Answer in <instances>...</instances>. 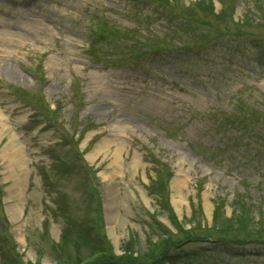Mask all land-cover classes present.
<instances>
[{
  "label": "rangeland",
  "instance_id": "obj_1",
  "mask_svg": "<svg viewBox=\"0 0 264 264\" xmlns=\"http://www.w3.org/2000/svg\"><path fill=\"white\" fill-rule=\"evenodd\" d=\"M165 3L0 0V264H264V0Z\"/></svg>",
  "mask_w": 264,
  "mask_h": 264
},
{
  "label": "trees",
  "instance_id": "obj_2",
  "mask_svg": "<svg viewBox=\"0 0 264 264\" xmlns=\"http://www.w3.org/2000/svg\"><path fill=\"white\" fill-rule=\"evenodd\" d=\"M166 0H163V2L165 3ZM166 4V3H165ZM199 6V2H195L187 7H183L181 8L177 14L176 17L179 19L178 21L180 22H173L169 23L168 27H170V30H168V34L170 35H176L178 40V46H176L175 48H171V49H175L178 52L180 51V53H184V52H190V50L192 49H199L201 48L200 46L203 45L204 43L206 44L208 41L211 40V37L209 34H206V32L202 31V30H198L199 27L202 26H206V28L209 27H218L217 25H214V23L212 22H216L217 20L224 18V14L223 16H219V12L217 13H213L212 9L209 8L208 10H202L203 13H201L198 8ZM211 6V5H210ZM162 7H170V6H165L162 5ZM177 9V6H174ZM170 9H167L166 11H164V14L167 16L169 13ZM176 11V10H175ZM212 14V15H210ZM175 17V14H174ZM234 32L238 33L240 32V28L236 27L233 30ZM192 33V34H191ZM191 34V35H190ZM218 35L221 36L222 32H218ZM147 46H149V48H152L154 51H168L165 50V47L167 48L169 46V43H163L161 42V44H157L156 46H154L155 44L152 43H145ZM172 45V43H171ZM170 45V46H171ZM219 206H216L214 208L213 213L217 214ZM218 215H213L214 219H217ZM242 222V221H241ZM180 228V227H179ZM245 229L246 233L252 236H257L255 233L251 232V231H256L254 230V228H251L250 230H248V227L244 226L242 229H238L236 227V230H242ZM178 230V229H177ZM244 231V232H245ZM169 232H167L166 234H168ZM223 235H226V226L224 225V229L222 232ZM172 236V233H170V235L168 234V237ZM234 239H236L237 237L235 234L231 235ZM249 236V237H252ZM98 254L100 255H104V251L101 249H98ZM150 251H152V249H150ZM120 260L125 261L126 259L122 258V257H118ZM129 262L127 263H135V264H162V260L157 259L156 262H152V261H143V262H139L137 259H133V258H127ZM135 260V261H134ZM155 260V259H153ZM11 261H13L14 263V259H11ZM16 264V263H15Z\"/></svg>",
  "mask_w": 264,
  "mask_h": 264
},
{
  "label": "bare ground",
  "instance_id": "obj_3",
  "mask_svg": "<svg viewBox=\"0 0 264 264\" xmlns=\"http://www.w3.org/2000/svg\"><path fill=\"white\" fill-rule=\"evenodd\" d=\"M5 129H6V126H5ZM113 142L115 143V139L113 140ZM119 142V140L117 139V142H116V144H117V147H118V145L120 144V143H118ZM102 143V141L99 143V144H101ZM99 144H98V146H99ZM16 147V143L13 141V138H12V136L10 137V140H9V149L8 150H10L11 151V153H10V156H11V161H12V163H20L21 162V158H22V153L20 152V158H19V161H17L15 158H14V153H15V151H16V149L17 148H15ZM15 150V151H14ZM116 162L117 161H113L112 163L113 164H116ZM17 181H19V178H18V180ZM177 182H178V180H176ZM176 183V182H175ZM176 185V184H175ZM174 185V186H175ZM12 192H11V194H12V196H15V198L16 199H19L20 198V191H19V188H18V182L16 183H13L12 184ZM176 192L178 193V190H176ZM111 204H112V202H106V205L109 207V206H111ZM7 210L9 211L10 210V212H12L11 214L13 215V218L16 216V204H13V206L12 207H9V208H7ZM107 221L109 222V223H111L112 221H114V214H113V212H111V210H110V208H107ZM108 227H109V229H111V233H112V224H109L108 225Z\"/></svg>",
  "mask_w": 264,
  "mask_h": 264
}]
</instances>
